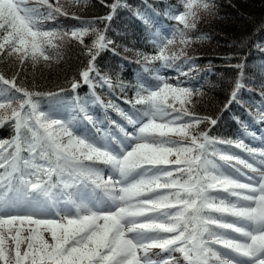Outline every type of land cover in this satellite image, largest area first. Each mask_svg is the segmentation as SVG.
I'll use <instances>...</instances> for the list:
<instances>
[{
    "label": "snow or ice",
    "instance_id": "obj_1",
    "mask_svg": "<svg viewBox=\"0 0 264 264\" xmlns=\"http://www.w3.org/2000/svg\"><path fill=\"white\" fill-rule=\"evenodd\" d=\"M66 3L90 0H0V128L12 130L0 139V264H264V135L239 117L241 136L214 135L219 118L197 111L202 85L189 83L200 72L189 50L216 0H99L108 12L91 19ZM121 10L152 52L108 35ZM67 45L84 58L76 75L56 90L26 83ZM105 52L139 65L134 79L102 67ZM230 66L239 77L225 110L246 87L244 60Z\"/></svg>",
    "mask_w": 264,
    "mask_h": 264
},
{
    "label": "trees",
    "instance_id": "obj_2",
    "mask_svg": "<svg viewBox=\"0 0 264 264\" xmlns=\"http://www.w3.org/2000/svg\"><path fill=\"white\" fill-rule=\"evenodd\" d=\"M106 2L111 3L113 0ZM151 2L160 4V0ZM165 2L175 5L177 0ZM127 3L133 9L142 8V0H127ZM216 4L218 15L206 17L198 28V33L205 35L206 39H197L189 50V54L197 58L196 64L200 69L199 75L189 83L202 85L204 93L197 111L219 118V123L213 131L214 135L231 138L241 136V125L237 123L236 117L247 122L251 130L263 135L264 125L260 124L259 116L264 114L260 110L261 85H264V50L256 45L260 44L264 48V0H216ZM66 9L85 19L103 16L108 12L99 0H90L89 5L83 8L66 3ZM60 21L64 27L79 25V21L70 18L61 17ZM172 23L162 16L157 18V24L163 25L165 31ZM108 35L122 45L127 44L145 52L153 51L146 40L144 25L134 17L132 11L121 10L112 21ZM128 55L129 58L134 57V53ZM230 56L231 61L228 59ZM241 60H244L246 65L242 80L246 87L238 95L244 103H232L225 110L224 106L228 104L234 83L239 77V70L230 65ZM83 62L84 58L78 47L67 45L64 48V59L59 64L38 70L34 75L29 69L26 83L31 85L34 81L40 90H56L77 74ZM98 63L104 68H109L113 75L118 66L123 64L124 67L120 70L123 72V78L128 81L134 79V74L139 69V65L122 62L111 52H105ZM3 68L4 66L0 65V69ZM86 93V87L80 90L81 95ZM116 102L127 108L122 99H117ZM111 115L113 119H120L115 113ZM254 120L256 123H253ZM11 135L12 130L7 126L0 128V139L9 138ZM246 142L253 143L250 139H246Z\"/></svg>",
    "mask_w": 264,
    "mask_h": 264
},
{
    "label": "rangeland",
    "instance_id": "obj_3",
    "mask_svg": "<svg viewBox=\"0 0 264 264\" xmlns=\"http://www.w3.org/2000/svg\"><path fill=\"white\" fill-rule=\"evenodd\" d=\"M263 135H264V133H263Z\"/></svg>",
    "mask_w": 264,
    "mask_h": 264
}]
</instances>
